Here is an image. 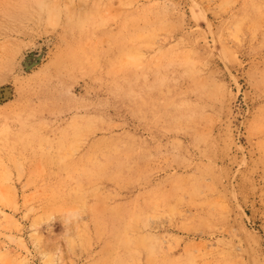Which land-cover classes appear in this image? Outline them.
Returning a JSON list of instances; mask_svg holds the SVG:
<instances>
[{
  "label": "rangeland",
  "instance_id": "obj_1",
  "mask_svg": "<svg viewBox=\"0 0 264 264\" xmlns=\"http://www.w3.org/2000/svg\"><path fill=\"white\" fill-rule=\"evenodd\" d=\"M0 264H264V0H0Z\"/></svg>",
  "mask_w": 264,
  "mask_h": 264
},
{
  "label": "bare ground",
  "instance_id": "obj_2",
  "mask_svg": "<svg viewBox=\"0 0 264 264\" xmlns=\"http://www.w3.org/2000/svg\"><path fill=\"white\" fill-rule=\"evenodd\" d=\"M126 97V96H125ZM125 97L123 99H125ZM257 122V121H256ZM26 123V122H25ZM32 136V135H31ZM146 249V248H145Z\"/></svg>",
  "mask_w": 264,
  "mask_h": 264
}]
</instances>
